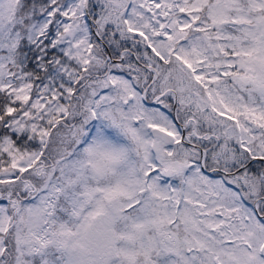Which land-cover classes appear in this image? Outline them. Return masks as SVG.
Listing matches in <instances>:
<instances>
[{
	"label": "snow or ice",
	"instance_id": "6c2138e0",
	"mask_svg": "<svg viewBox=\"0 0 264 264\" xmlns=\"http://www.w3.org/2000/svg\"><path fill=\"white\" fill-rule=\"evenodd\" d=\"M0 264H264V0H0Z\"/></svg>",
	"mask_w": 264,
	"mask_h": 264
}]
</instances>
